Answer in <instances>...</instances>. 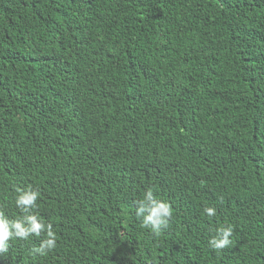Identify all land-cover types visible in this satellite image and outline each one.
I'll return each mask as SVG.
<instances>
[{
    "label": "trees",
    "instance_id": "16d2710c",
    "mask_svg": "<svg viewBox=\"0 0 264 264\" xmlns=\"http://www.w3.org/2000/svg\"><path fill=\"white\" fill-rule=\"evenodd\" d=\"M28 188L57 246L0 264H264V0H0L9 219ZM149 189L173 210L159 236Z\"/></svg>",
    "mask_w": 264,
    "mask_h": 264
},
{
    "label": "clouds",
    "instance_id": "9594fccd",
    "mask_svg": "<svg viewBox=\"0 0 264 264\" xmlns=\"http://www.w3.org/2000/svg\"><path fill=\"white\" fill-rule=\"evenodd\" d=\"M15 199L16 207L23 214L17 219H9L0 211V254H5L10 248V241L20 239L28 240L33 235L41 237L46 233L39 246L32 248L34 255L46 257L56 246V234L50 223L46 224L38 214H34L38 207L37 201L40 193L32 188L27 190L17 189ZM204 213L209 217L216 215L214 207H205ZM136 216L141 221L143 228L150 229L152 233L159 236L162 229L169 226L173 216V210L169 203L157 198L152 190L144 193L143 198L136 201ZM233 227H222L216 230V234L209 240L213 250H223L231 243Z\"/></svg>",
    "mask_w": 264,
    "mask_h": 264
},
{
    "label": "bare ground",
    "instance_id": "6f19581e",
    "mask_svg": "<svg viewBox=\"0 0 264 264\" xmlns=\"http://www.w3.org/2000/svg\"><path fill=\"white\" fill-rule=\"evenodd\" d=\"M242 131V130H241ZM219 151V150H218ZM215 228V227H214ZM203 238V237H202Z\"/></svg>",
    "mask_w": 264,
    "mask_h": 264
}]
</instances>
